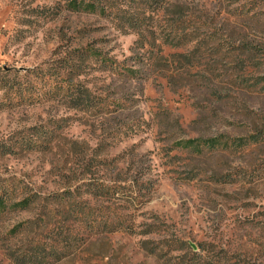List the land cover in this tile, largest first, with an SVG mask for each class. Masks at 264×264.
<instances>
[{
  "label": "rangeland",
  "instance_id": "374dc122",
  "mask_svg": "<svg viewBox=\"0 0 264 264\" xmlns=\"http://www.w3.org/2000/svg\"><path fill=\"white\" fill-rule=\"evenodd\" d=\"M72 1L0 0V264H264V0Z\"/></svg>",
  "mask_w": 264,
  "mask_h": 264
},
{
  "label": "trees",
  "instance_id": "16d2710c",
  "mask_svg": "<svg viewBox=\"0 0 264 264\" xmlns=\"http://www.w3.org/2000/svg\"><path fill=\"white\" fill-rule=\"evenodd\" d=\"M71 7H75L76 9L85 10V11H92V10L100 11V12L106 11V4H105L104 0H73ZM247 74L251 75L252 72H247ZM259 79L264 80V76H260ZM240 84H243V80H241ZM71 91H73V89H71ZM70 94H71V92H70ZM81 98H80V100H79V98L76 100L77 105L86 106L85 102L90 98L85 94ZM240 140H242V139H240ZM229 141H230V138H228V139L225 138L224 140L221 139V142H220V139L218 137H215V138H210V139H208V138L207 139H202V138L189 139V140H185L183 143L185 144V146H192L193 148H195V147L196 148H200V147L214 148V147H218L220 145H222V148H223V146L228 147V145L231 143ZM248 141L244 142V144H247ZM257 141H258V139L256 138V136L252 137L251 142H257ZM249 144H250V142H249ZM11 191L12 190H9V189H4V190L0 191V209L3 210L6 208L8 201L11 199ZM101 191H102V189L99 190V193L100 194L103 193L104 195H109V193H112L113 196H116L115 193H117V190H110L107 188H106V190H104V192L103 191L101 192ZM67 196L68 197L66 198V201H65L66 205L68 206V209H67L68 212L67 213L71 215L72 214L71 211H74L76 204L74 202V195L72 193H70V192L67 193ZM28 201H30V199L25 198L20 203L22 204V203H26ZM76 215L78 217L77 219H80V220L82 219L85 222H87V224L89 223V221L92 220L91 224H93V223L95 224L94 226H92L93 227L92 230H94V231L96 229H98L99 226H103V228H108V226L106 225V223H107L106 221H107V218H109V216H103L105 214L102 215V218H100L101 219L100 221L94 220L96 217L94 216V214L92 212H90V210L89 211H80L79 210V211H77ZM12 251H14V249H12ZM18 251H20V250H17V252ZM30 262H32V263L35 262V263L39 264L35 260L33 262V260H30V259H29V261L24 262V264H29Z\"/></svg>",
  "mask_w": 264,
  "mask_h": 264
}]
</instances>
